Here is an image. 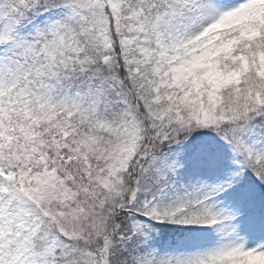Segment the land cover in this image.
<instances>
[{
    "label": "snow or ice",
    "instance_id": "obj_1",
    "mask_svg": "<svg viewBox=\"0 0 264 264\" xmlns=\"http://www.w3.org/2000/svg\"><path fill=\"white\" fill-rule=\"evenodd\" d=\"M0 264H264V0H0Z\"/></svg>",
    "mask_w": 264,
    "mask_h": 264
}]
</instances>
